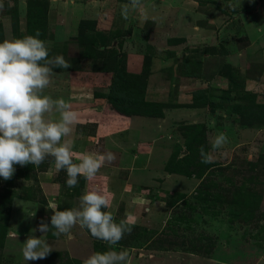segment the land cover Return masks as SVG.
<instances>
[{
    "label": "rangeland",
    "instance_id": "374dc122",
    "mask_svg": "<svg viewBox=\"0 0 264 264\" xmlns=\"http://www.w3.org/2000/svg\"><path fill=\"white\" fill-rule=\"evenodd\" d=\"M42 1L38 6L36 0H0V42L39 32L50 56H64L71 68L53 69L44 94L63 98L77 113L67 138L74 162L109 152L115 160L92 181L80 177L75 188L67 187L66 173L56 171L51 157L39 167L17 166L11 180L0 178V264H83L92 253L109 250L79 226L72 230L74 239L54 236L52 228L44 235L34 232L42 218L50 223L53 206L78 208L85 191L106 195L110 207L105 211L131 226L112 247L128 249L132 264H264V47L234 31L245 20L243 4L249 0L218 8L229 15L224 21L235 33L232 39L223 38L229 36L226 29L224 35L206 31L194 48H184V36L203 22L209 26V20L185 18L182 5L172 6V0H142L148 19L134 13L127 21L120 13L128 0ZM65 1L83 5L66 11L60 6ZM25 2L27 13L30 6L34 11L31 29L28 14L20 11ZM194 5L201 19L217 8L208 0ZM117 53L123 54L118 61L126 74L135 75L133 90L161 105V116L109 106L106 93L119 80L115 69L121 67L114 61ZM227 65L246 77L255 95L242 114L232 107L244 103L240 95L232 93L228 104L222 100L228 74H236ZM219 133L229 142L213 151L211 141ZM202 146L214 163H201ZM30 234L43 235L53 248L46 259H23Z\"/></svg>",
    "mask_w": 264,
    "mask_h": 264
},
{
    "label": "clouds",
    "instance_id": "9594fccd",
    "mask_svg": "<svg viewBox=\"0 0 264 264\" xmlns=\"http://www.w3.org/2000/svg\"><path fill=\"white\" fill-rule=\"evenodd\" d=\"M134 13H139L142 20L148 19L142 0H128L121 6L120 14L124 20ZM39 37L37 32L35 36L0 42V178L11 180L17 166L39 167L51 157L56 171L66 173L67 187L75 188L80 177L94 180L105 163L113 162L115 156L111 152L85 154L78 158V163L74 162L72 145L67 138L78 121L77 113L63 98L53 99L44 94L52 83L53 69H69L71 64L63 55L50 56L47 42ZM228 142V136L219 133L212 139L211 147L215 151ZM200 155L201 163H214L213 155L203 146ZM109 207L106 195L85 191L78 208L57 210L53 206L50 223L42 218L34 232L44 235L52 228L55 229L54 236L74 239L72 230L79 226L109 245V250L92 253L83 264H132L128 249L116 251L112 247L130 234L132 228L125 221L117 223L111 212L105 211ZM40 237L30 234L23 242L25 261L46 259L52 253L49 242Z\"/></svg>",
    "mask_w": 264,
    "mask_h": 264
},
{
    "label": "crops",
    "instance_id": "0c3cea01",
    "mask_svg": "<svg viewBox=\"0 0 264 264\" xmlns=\"http://www.w3.org/2000/svg\"><path fill=\"white\" fill-rule=\"evenodd\" d=\"M96 0H91L90 3L93 4ZM209 4L210 3H214L216 5V10L212 11L209 15L207 14L204 18H200L199 17V12L196 13L195 9H194V3L197 4V0H172L170 3L172 6H176V4H180L182 5L181 8L179 10V12L183 15H185L186 17H189V19H193L194 21H198V20H203V21H208L209 23L207 27L202 26L203 24H205V22H203L201 24V26H197L196 28L192 29V31H194L192 34H186L184 36V48H186V46H188V48H194L196 46H194L193 44H197L199 42H201V36H203V34H206L205 32H208V35H210V32H214L216 30V32L218 31L219 35H224L222 32L226 29L228 32V38L223 37L225 40L229 41L228 39H232L230 38V35H235L234 32L231 31V29L226 28L228 24H226V22L224 21L225 18L228 16H226L221 10H219L218 8H223L226 7L224 3H229L231 0H208ZM60 2V1H58ZM93 2V3H92ZM62 4L60 6H64V8L67 11V8H70V6H82L83 3L81 1H79V3L77 4L76 2H61ZM246 4H243V6H247V8H244L245 10H243L242 12V16H244L245 20L243 21L242 25H237L235 26L234 31L236 30L237 32L243 33L245 32L246 37L248 38V40H250V42L255 43V46L260 48L264 47V21L262 20V16L264 15V0H249L248 3L245 2ZM22 4V5H21ZM20 4V11H25V13H27V3H21ZM148 9V8H146ZM153 9V8H150ZM223 10V9H222ZM149 11V10H148ZM174 16L177 13V9L172 10ZM150 12V11H149ZM153 12V10H152ZM228 12V11H227ZM148 14V13H147ZM169 14V15H171ZM229 14V12H228ZM69 21H72L73 19H75V17L72 15ZM232 18H230L229 22L231 23ZM228 22V23H229ZM226 24V25H225ZM226 26V27H225ZM70 29L73 28V26L69 27ZM63 29V28H62ZM237 34V33H236ZM206 35V36H208ZM238 35V34H237ZM205 36V35H204ZM240 36V34H239ZM237 36V38L239 37ZM222 37V36H221ZM218 41H221V38H217ZM203 41V40H202ZM179 48V47H178ZM178 48L175 49V52L178 53ZM173 56V53L171 54ZM128 60L130 63H132V59L129 56Z\"/></svg>",
    "mask_w": 264,
    "mask_h": 264
},
{
    "label": "trees",
    "instance_id": "16d2710c",
    "mask_svg": "<svg viewBox=\"0 0 264 264\" xmlns=\"http://www.w3.org/2000/svg\"><path fill=\"white\" fill-rule=\"evenodd\" d=\"M36 2L37 3L35 5L42 6V3L44 1L36 0ZM28 5H30V1H28ZM33 12L34 11L33 9H31V6H30V9L28 8V13H27L28 14L27 29L28 28L31 29L33 27V23H34V13ZM15 19H16V16H15ZM103 48L106 49L107 46L105 45L103 46ZM122 56H123L122 53H119V54L117 53V57L114 59V61H116L118 65H121L118 61L119 60L118 57H122ZM124 68L125 66L121 65L119 69H115L116 71H120L119 73H117V75L119 76V80L113 81L106 93L108 96L109 106H111L112 108L113 107L117 108L121 112H126L130 114H137V115H143V116H154V115L161 116L163 114V112L160 109L161 105H159V107L157 108L156 107L157 104L154 101H149V100L144 99L143 94L141 93H140L141 95L139 96L138 90H135V91L133 90V87L137 85L136 81L133 80L131 82L132 80L131 77L133 75L126 74L130 72H128ZM226 68L230 69V71L234 70V67L230 65H227ZM122 69H123V72H121ZM233 73H236V74H230V75L228 74L227 79H228L229 84H228V88L225 93L226 96H223L222 100L228 104L230 101L234 100L233 99L234 97L231 96L232 93L235 95L236 93L240 95L239 101L244 102V103L233 104L232 107L237 109L242 114V111L244 110L243 108L246 106L245 104L254 102L255 95H253L254 93H252L246 87V77H243V75L241 76V74L236 71H233ZM121 74H124V75H121ZM129 77L131 79H129ZM129 80L131 83L129 82ZM209 103L211 102L208 100L206 104H209ZM2 232L3 234L6 233L4 230H2Z\"/></svg>",
    "mask_w": 264,
    "mask_h": 264
}]
</instances>
